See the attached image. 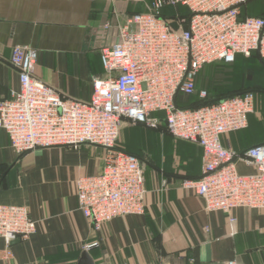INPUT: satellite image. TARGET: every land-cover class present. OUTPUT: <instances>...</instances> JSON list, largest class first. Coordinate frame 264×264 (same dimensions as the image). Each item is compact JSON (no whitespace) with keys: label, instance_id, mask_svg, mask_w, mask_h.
<instances>
[{"label":"built area","instance_id":"2783aa9c","mask_svg":"<svg viewBox=\"0 0 264 264\" xmlns=\"http://www.w3.org/2000/svg\"><path fill=\"white\" fill-rule=\"evenodd\" d=\"M111 1L142 3L145 10L129 14L100 47L103 75L93 78L88 101L68 97L36 75V48L13 46L8 63L19 86L0 99V128L11 147L18 154L55 146L104 147L102 171L75 180L78 209L97 230L112 218L144 212L143 161L116 144L123 126L162 125L174 138L202 148L201 175L185 179L182 186L203 200L204 210L221 211L230 223L235 208L264 214V142L241 152L222 143L223 136L247 127L255 92L212 101L200 89L199 105L179 99L195 94L196 78L206 64L232 63L238 54L256 53L264 60V16L247 14L252 0ZM158 112L163 116L156 117ZM238 160L253 172L239 174ZM34 231L27 206L0 204L5 243L0 260L11 259V243L28 240Z\"/></svg>","mask_w":264,"mask_h":264},{"label":"crops","instance_id":"0c3cea01","mask_svg":"<svg viewBox=\"0 0 264 264\" xmlns=\"http://www.w3.org/2000/svg\"><path fill=\"white\" fill-rule=\"evenodd\" d=\"M144 10L142 3L111 0H0V99L19 86L8 59L20 45L37 49L35 73L42 81L88 101L93 78L103 75L100 47L117 24ZM254 92L257 111L248 114L247 127L222 137L237 152L264 142V88ZM121 133L124 149L143 161L144 212L112 218L95 230L78 209L75 180L100 173L107 150L82 144L20 156L0 128V204L27 206L35 222L29 239L13 241L12 258L0 264H77L83 252L92 264H264L261 211L235 208L230 223L225 213L204 210L203 200L182 186L202 173L200 146L174 138L162 125L125 124ZM235 166L242 175L254 169L239 160Z\"/></svg>","mask_w":264,"mask_h":264},{"label":"trees","instance_id":"16d2710c","mask_svg":"<svg viewBox=\"0 0 264 264\" xmlns=\"http://www.w3.org/2000/svg\"><path fill=\"white\" fill-rule=\"evenodd\" d=\"M246 11L249 6H246ZM255 15L264 16V9L259 10ZM260 64L264 65V60L256 53L251 54ZM249 56V57H251ZM246 57L238 55L232 63L212 62L203 67L198 74L195 85L204 89L208 93V99L215 101L224 96L240 94L245 91H257L258 88H264V78L256 74L252 76L251 69L254 65H249ZM251 67V69H249ZM191 97V96H189ZM185 102L184 105H199L200 99Z\"/></svg>","mask_w":264,"mask_h":264},{"label":"rangeland","instance_id":"374dc122","mask_svg":"<svg viewBox=\"0 0 264 264\" xmlns=\"http://www.w3.org/2000/svg\"><path fill=\"white\" fill-rule=\"evenodd\" d=\"M249 6V10L247 11V14L250 15H255L259 10L264 9V0H252L251 2L248 3ZM180 10H184L185 8L183 7H179ZM247 61L251 64L254 65L251 69V67L249 69H251V73L252 76H256L257 73H259V75H261L264 78V65L260 64V62L257 61V59L255 57H247L246 58ZM249 64V65H250ZM202 89V88H200ZM197 86H196V92L194 95H192L191 97H184V102H192L189 100V98H191L192 100H197L198 99V91L200 90ZM256 109V106H255ZM254 111L256 112L257 110ZM147 128H151V129H157L156 126H151V125H144ZM122 133L120 134L116 144L122 148H124L123 144H122Z\"/></svg>","mask_w":264,"mask_h":264},{"label":"water","instance_id":"95a60500","mask_svg":"<svg viewBox=\"0 0 264 264\" xmlns=\"http://www.w3.org/2000/svg\"><path fill=\"white\" fill-rule=\"evenodd\" d=\"M25 153L20 154V156H22ZM77 264H92V262L89 259L88 254L86 252H83L82 255H81V257H80V260H79V262ZM202 264H222V263L221 262H212V263L205 262V263H202Z\"/></svg>","mask_w":264,"mask_h":264}]
</instances>
